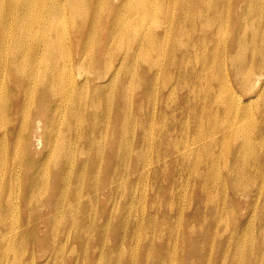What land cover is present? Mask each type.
<instances>
[{"label":"bare ground","instance_id":"6f19581e","mask_svg":"<svg viewBox=\"0 0 264 264\" xmlns=\"http://www.w3.org/2000/svg\"><path fill=\"white\" fill-rule=\"evenodd\" d=\"M115 1L93 0L89 6V0H0V264H101L105 251L114 262L129 252L126 264L140 254L146 264H171L174 257L184 255L190 264L196 257L202 264H226L227 252L237 256L228 264H264V17L259 16L260 9L251 11L252 0L241 8L237 0H202L196 6L189 2L184 10L177 7L182 0L169 4L171 8L160 0L159 10L155 9L158 0ZM101 25L111 30L103 38ZM88 27L92 41L84 42ZM12 39L16 42L10 48ZM116 48L120 51L110 55L108 51ZM127 57L133 62L128 74L135 75V62L144 64L145 73L159 74L151 91L161 110L157 148L167 154L165 159L151 158L139 168L134 166L128 183L146 178L148 168L168 164L174 167L170 174L174 185L188 189L191 182L194 187L178 204L159 203L158 213L170 216L162 219L164 237L159 241L147 234L153 218L145 234L136 230L132 236L122 235L123 222L119 233L108 237L113 219L89 245L86 236L93 235L94 228L86 221L94 214V200L112 212L109 203L134 204L131 198L143 196L133 195L135 187L118 194L114 187L100 183L85 189L75 186L86 172L102 180L114 178L115 171H102L98 163L105 148L114 146L115 139L129 129L128 116L122 112L119 119L114 112L105 121L96 115L97 123L94 116L86 118L95 114L99 103H83L82 97L73 95L76 87H90V80L103 78L113 98V91L121 87L119 77ZM75 69L89 71L79 83L82 73ZM137 85L142 89L143 83L124 84L125 103ZM70 105L67 119L62 111ZM168 109L174 112L166 116ZM17 113L21 121L8 118ZM138 115L140 134L150 139L153 152L156 137L143 117L155 113L139 107ZM71 121H78L84 138L98 149L88 158L79 157L89 145L82 140L78 147L80 133ZM92 127L111 132L112 138L92 134ZM135 148L126 155L137 154ZM53 160L63 163L50 167ZM221 192L225 196L218 203ZM157 195L153 191L154 201ZM245 196L252 198L248 208L256 216L243 215L235 221L248 232L242 233L245 238L238 246L225 247L231 237L216 242L213 224L228 227ZM76 200L89 210H79ZM202 202L216 207L201 211L195 205ZM130 212L125 209L123 215ZM64 218V229H69L65 236L58 235L57 228ZM142 219L135 218V228L144 223ZM39 223L46 226L45 243L37 248ZM73 232L84 240H71ZM141 239L143 250L138 254L135 248ZM198 244L217 245L218 251L204 247L199 253ZM150 247L160 252L154 259L146 255Z\"/></svg>","mask_w":264,"mask_h":264},{"label":"rangeland","instance_id":"374dc122","mask_svg":"<svg viewBox=\"0 0 264 264\" xmlns=\"http://www.w3.org/2000/svg\"><path fill=\"white\" fill-rule=\"evenodd\" d=\"M187 0H182L181 6L177 5L182 10L187 8L188 3L190 2L191 5L196 6L197 4H200L202 0H189L187 3ZM248 0H237L238 6L244 7L247 5ZM93 3V0H89V6H91ZM115 3H118V0L115 1ZM159 3L160 0L156 3V10H159ZM173 4L175 3V0H163V4ZM186 3V4H185ZM253 5L249 6L251 8V11L255 8L260 9V17H264V1L258 2V1H253ZM173 5H169L168 7L171 8ZM200 9V5L196 7V11ZM157 13V12H156ZM191 13L193 14L194 11L192 10ZM234 15V14H233ZM257 14H252L251 16L254 17ZM155 14L153 15V17ZM237 16V14L235 15ZM19 20L15 27L19 26ZM111 30L107 29L104 25H101L99 28V35L101 38L105 37L108 33H110ZM84 42H91V28L88 27L87 35L86 37L83 38ZM12 42V43H11ZM11 45L10 48L13 47V42H16V40H11ZM120 51L119 48L113 49L112 51L109 50L110 55H116ZM179 58V57H178ZM89 60L85 62L86 69L89 67ZM133 65L132 60L127 57L125 58L124 61V66L122 67V72L124 71L123 75L119 77V85H121L120 88H117L113 91V98L108 91H110L111 86H106L102 84V79L98 80H90V87H76L74 91V99H77L78 97H82V102H90V101H96L98 102V106L96 107L95 114L92 113L91 116L86 115V118L88 117H93L94 121L97 120L96 115L101 116L103 120H106V117L109 115H112L115 112V118L119 119L122 115H127L128 119L125 121L128 126V132L126 133L125 136H122L120 138L115 139V144L114 146H108L105 148L103 151V160L98 163L99 168L102 171H115V176L113 179H108V180H102L100 178H95L92 177L88 172H86L83 177L75 182V186L77 188H83L85 189V186H89L91 183H100L103 184L105 187H114L117 191L118 194H122L125 191H128L130 193L131 189L135 187L133 191V195L136 196H143L141 200L139 198H131L130 203L134 204H129V203H109L112 206V212L111 209L108 208L107 205H103L102 207H99L94 200V214L90 218V220L86 221V225L90 224L94 228V233L93 235L86 236L83 234V236H86L88 238V244L90 245L93 241L94 234L98 237L101 232L103 233L105 231V225L107 222L113 220L110 224V233L108 234V237H111L114 233H119V228L121 224L124 222V226L122 229V235L125 233L128 236H132L136 230L142 231L143 234L146 231V226L150 222V219L153 218L154 222L152 224L153 229H150L147 231V234L151 236H157L155 241H159L162 239L164 236H162L160 233H163V228L164 224L162 222V219L164 217H170L168 215L162 216L163 214L158 213L159 209L163 206L169 207V205L172 202H175L178 204L185 198L187 199L193 189V184L190 182L188 185V189H185V185L181 184H176L174 185L172 183V180H170V174L172 173L174 167H170L168 164L164 165V167L160 168H148L147 170L149 171L146 173V178H141L138 180L137 183L130 184L128 183V177L129 174L134 166L141 167L142 165H145L146 163L149 162V160L152 158L153 161L156 158L157 160L167 156L166 150L162 151L157 148L158 146V139L157 135L159 134V131L161 129V124L158 122V115L161 113V110H158L157 105L155 104V93L151 91L152 88V83L153 79L156 76L153 73L147 74L143 71V66L144 64H139L138 62H135L134 65L137 68V71L135 75H131L127 73V70ZM76 73H82L81 77H78V83L82 81L85 78V73L89 72L83 71V69H75ZM130 83L134 85L135 83H143L142 89L140 85H137L136 89L133 88L131 92V96L129 98L128 103L124 102L123 99V93H124V84ZM98 85V86H95ZM123 87V88H122ZM66 93H70L66 91ZM96 94V97L94 96ZM160 96V95H159ZM143 97V100L141 101V98ZM73 99V101H74ZM141 101V102H140ZM141 107L146 113H155L154 116H144L143 120L148 124V127H150L154 131V136L156 137V144L154 146L153 152H151V144H150V139L149 140H144V136L140 134V116L138 115V108ZM71 110H72V105H70L69 109L64 112L65 116L71 115ZM49 112L52 113L51 109H48ZM166 116H169L172 112V109H168L165 111ZM57 113V112H56ZM10 120H20L21 121V116L17 114L10 115L8 116ZM97 123V121H96ZM71 124L75 126V128L79 131L80 133V141L78 142V147L80 146V142L83 140L88 143L89 149L86 153L79 155V157L82 158H88L90 154H93L98 151L97 147L95 146L94 142L89 139L84 138V133L83 130L80 128V125L78 121H71ZM131 128V129H130ZM83 133V135H82ZM91 133L95 135H99L100 137L104 139H111L112 134L109 131L102 130L96 127L91 128ZM153 136V137H154ZM128 145V146H126ZM136 146V151H138L137 154L133 155H126V152L128 151L129 148ZM114 152V154H112ZM141 154V155H139ZM63 163L62 160H53L49 162L50 167L58 166ZM256 171V169H254ZM76 172V171H75ZM74 172V173H75ZM69 174V173H68ZM182 175H187V171L182 170L181 171ZM8 177V176H6ZM4 177V178H6ZM19 184L16 185V188H18ZM160 189H163L164 192H160ZM157 192L158 195L156 197V201L153 200L152 193ZM70 192V189L68 190ZM180 193V195H179ZM225 194L224 192H221L220 195L218 196L217 202L222 203L223 198ZM231 199L230 197L227 199ZM231 201H235V199H231ZM77 203L78 209L82 210V212H87L89 210L88 206H78V200L75 201ZM252 202V198L250 196L245 198L243 197L242 200L239 203V207L237 208L238 213L235 217H233L229 223V226L226 227L224 224H213V226L217 227V239L220 240L221 237L227 236L231 237L225 245V247L234 244L238 246L240 241L243 242L244 238H241V236H244L242 233H247V229L242 228L239 224L235 223L238 219H240L241 216L243 215H249L251 217H255L256 213L253 211H250L248 208V204ZM161 205H160V204ZM170 203V204H169ZM196 207H199L200 210L202 211L203 209H211L215 208V204L211 203H197L195 205ZM131 209V212L128 213L127 215H123V211L125 209ZM192 209V208H190ZM111 212V213H110ZM110 213V214H109ZM109 214V215H108ZM136 217H143L142 220L144 221L143 224H140L136 228L134 227L135 225V218ZM117 218V219H115ZM201 218L194 219V223L201 220ZM17 223L18 218L16 216ZM67 218H64L63 220V225L60 226L58 224V235H64L65 233L69 230H65L64 226L66 223ZM157 221L159 223L158 227L157 226ZM238 222V221H237ZM199 223H202L200 221ZM208 224H206L207 226ZM39 228H40V234L38 237V240L35 241V247H41L45 243V239L43 238L45 234V225L43 223H39ZM207 228V227H206ZM142 234V235H143ZM250 235H247L249 237ZM71 240L75 242H79L84 240L79 234L76 232H73L70 236ZM191 240L192 236L189 235V241L190 243H187V245H190L191 248ZM119 241V240H116ZM51 242V241H50ZM73 242L74 244H76ZM58 243V240L56 241ZM71 243V244H73ZM143 243L144 239L139 240L138 246L135 248L136 252L140 254L143 250ZM158 244V243H156ZM33 245V242L29 245L31 247ZM109 243L106 245L105 249L108 250ZM135 243H133L131 246L133 247ZM160 246V245H159ZM204 247H209V248H215L212 253H216L218 251V246L216 245H208V244H198L197 249L199 253H201L202 248ZM42 249L38 250L41 251ZM91 250V248H90ZM109 251H105V257L106 259L102 260L100 263L101 264H115V263H121V264H126V261L128 260V255L129 252H126L122 257H119L118 259L112 261L109 259ZM71 253V252H70ZM160 253L158 249H153L152 247L149 248L148 253L146 252V255L148 258L154 259L157 257V255L154 254ZM191 258V254L188 255ZM62 257V256H60ZM200 257L194 258L195 262L194 264H202V261L199 260ZM226 264L230 263L231 261H235L237 259V256L234 255L232 252L226 253ZM247 263V261H246ZM132 264H146L145 263V258L143 254H140L139 256H136V260ZM171 264H190L188 263V258L186 255L183 257H174L173 261ZM214 264V262L210 263Z\"/></svg>","mask_w":264,"mask_h":264}]
</instances>
